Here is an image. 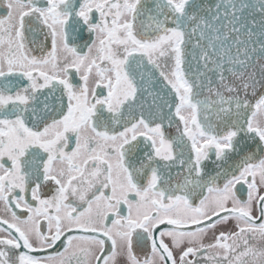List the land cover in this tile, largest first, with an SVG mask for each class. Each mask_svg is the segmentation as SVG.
<instances>
[{
    "label": "snow or ice",
    "instance_id": "obj_1",
    "mask_svg": "<svg viewBox=\"0 0 264 264\" xmlns=\"http://www.w3.org/2000/svg\"><path fill=\"white\" fill-rule=\"evenodd\" d=\"M0 264H264V0H0Z\"/></svg>",
    "mask_w": 264,
    "mask_h": 264
}]
</instances>
